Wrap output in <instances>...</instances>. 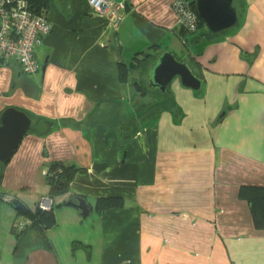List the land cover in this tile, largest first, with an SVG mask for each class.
Segmentation results:
<instances>
[{
	"label": "crops",
	"instance_id": "1",
	"mask_svg": "<svg viewBox=\"0 0 264 264\" xmlns=\"http://www.w3.org/2000/svg\"><path fill=\"white\" fill-rule=\"evenodd\" d=\"M88 1L49 0L37 72L0 63V114L12 107L31 121L3 164L0 264H264V229L237 195L264 186V0H242L231 34L196 43L181 39L175 0H112L123 5L117 20ZM153 45L177 48L201 87L173 79L175 107L151 116L157 97L139 94L129 65ZM57 161L77 171L53 199L47 248L28 219L15 233L24 218L4 199L33 210ZM73 195L87 216L66 203ZM107 196L124 206L97 213Z\"/></svg>",
	"mask_w": 264,
	"mask_h": 264
},
{
	"label": "trees",
	"instance_id": "2",
	"mask_svg": "<svg viewBox=\"0 0 264 264\" xmlns=\"http://www.w3.org/2000/svg\"><path fill=\"white\" fill-rule=\"evenodd\" d=\"M25 1L27 3V9L29 11H31L33 14H43L48 20L46 16V9L48 7L49 0ZM233 4L237 9L238 6L242 5V0H233ZM189 5L190 8L194 10L193 0H189ZM126 6L127 5H125V7ZM197 22L198 23L196 24V27L193 31H190L185 28L184 25L179 24V34L181 35V39L183 40V42L188 40L189 43H196L198 40L205 39L206 41L210 38L217 37L216 35H212L207 31L200 17H198ZM229 34H231V30H229ZM152 47L153 50L150 52L142 51L140 53H137L129 65V69H132V71L137 73L138 75V77L135 78L133 82L139 94L144 96L147 93H150L157 97L155 103L151 104L146 109H144V113H150L151 116H153L159 111L175 107V101L173 99V95L170 89L167 88L164 92H160L157 89L148 87L146 84L148 68L158 56V50L160 49V46L158 45H153ZM171 52L175 55L177 59H181L176 55V53H174L173 51ZM118 68L120 80H127L126 77L129 71L128 67H124L123 64H119ZM45 122L48 123L51 121L45 120ZM49 125L50 123H48V126ZM3 164L4 163H0V179L2 178ZM76 171L77 168L73 164L58 161L49 163L47 166V172L45 177L48 184L47 197L53 200L56 197L65 195L68 192L69 183L72 181ZM4 195L6 194L0 193V199H2ZM237 195L239 199L246 201V203L248 204L254 227L256 229H264V186L242 185L239 187ZM77 199L78 196H70L66 203L75 205L77 203ZM8 203L11 204L12 207H14L16 215L18 217H22L30 221V225L27 227L39 230V239L40 241H42L43 245L48 248L50 246V242L47 236L45 235V230L52 228L55 225V217L53 211L41 210L38 208L37 204L35 208L31 210L21 205L19 200L14 197H12V199ZM123 206L124 200L120 196L99 197L94 202V210L97 213H101L105 210L112 208H121ZM12 229L15 230V225L12 227ZM22 232H17L15 230V233Z\"/></svg>",
	"mask_w": 264,
	"mask_h": 264
},
{
	"label": "built area",
	"instance_id": "3",
	"mask_svg": "<svg viewBox=\"0 0 264 264\" xmlns=\"http://www.w3.org/2000/svg\"><path fill=\"white\" fill-rule=\"evenodd\" d=\"M88 5L95 14L117 20L123 5L112 0H89ZM180 24L193 31L197 16L185 0H176L173 4ZM51 31V24L43 14H33L27 9L25 0H0V62L14 59L24 73H35L40 65L35 59V48L41 44ZM6 197L4 201H10ZM37 206L44 211L53 209V200L42 197ZM29 221L22 219L15 224L16 230L26 227Z\"/></svg>",
	"mask_w": 264,
	"mask_h": 264
},
{
	"label": "water",
	"instance_id": "4",
	"mask_svg": "<svg viewBox=\"0 0 264 264\" xmlns=\"http://www.w3.org/2000/svg\"><path fill=\"white\" fill-rule=\"evenodd\" d=\"M197 15L202 19L207 31L217 35L237 23L238 16L233 0H193ZM173 79H178L182 87L199 90L201 81L192 74L182 60L168 50L158 54L156 61L147 72L149 87L164 92ZM30 118L15 108H6L0 114V162L9 160L20 139L29 129ZM75 206L82 216H87L90 209L83 198H78Z\"/></svg>",
	"mask_w": 264,
	"mask_h": 264
},
{
	"label": "rangeland",
	"instance_id": "5",
	"mask_svg": "<svg viewBox=\"0 0 264 264\" xmlns=\"http://www.w3.org/2000/svg\"><path fill=\"white\" fill-rule=\"evenodd\" d=\"M230 30V29H229ZM229 30H227V31H224V32H221L220 34H218V35H216L217 37H220V36H222L223 34H227V33H229ZM190 47V50H191V52L193 53L194 51H196L195 49V47L194 46H189ZM163 50H168V51H175V52H178V49L177 48H173V45H170L169 46V49H167V46H162V50H161V52L163 51ZM177 55H178V57H179V54L177 53ZM179 58H181V57H179ZM181 60V59H180ZM146 84H147V86L149 87V84L147 83V81H146ZM153 91V90H152Z\"/></svg>",
	"mask_w": 264,
	"mask_h": 264
},
{
	"label": "bare ground",
	"instance_id": "6",
	"mask_svg": "<svg viewBox=\"0 0 264 264\" xmlns=\"http://www.w3.org/2000/svg\"><path fill=\"white\" fill-rule=\"evenodd\" d=\"M176 1V0H175ZM174 1V2H175ZM185 1H187L188 2V4H189V0H185ZM194 2V1H193ZM174 4V3H173ZM173 6V5H172ZM190 6V5H189ZM195 14H196V16H197V19H198V15H197V13H196V11H195V8H194V10H192ZM236 11H237V9H236ZM237 13V12H236ZM177 20H178V24H180V22H179V19H178V16H177ZM198 23V22H197ZM205 25V24H204ZM205 28H206V26H205ZM231 29V28H230ZM229 30V29H228ZM225 31H227V30H225ZM224 32V31H223ZM220 34V33H219ZM218 35V34H217Z\"/></svg>",
	"mask_w": 264,
	"mask_h": 264
}]
</instances>
